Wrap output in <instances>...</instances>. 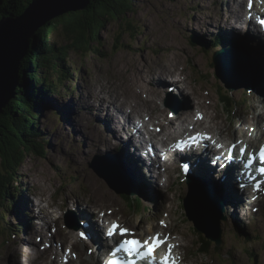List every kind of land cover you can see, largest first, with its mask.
<instances>
[{
    "label": "rangeland",
    "instance_id": "rangeland-1",
    "mask_svg": "<svg viewBox=\"0 0 264 264\" xmlns=\"http://www.w3.org/2000/svg\"><path fill=\"white\" fill-rule=\"evenodd\" d=\"M228 1L230 7L228 5L227 8ZM233 2L235 0H132V12L127 17L133 28L130 30L133 36L124 35L120 40L121 44L118 43L115 40L118 26L115 23H109L105 30L99 33L100 52L73 51L69 53L68 65L71 69V80L64 81L62 86L55 88L51 94H47L43 103L38 105L41 115L37 120V126L41 129L43 138L48 141L46 155L43 158L36 155L26 157L19 169L17 178L24 191L20 201L16 198L19 206L15 203V208H18L19 215L0 212V264L11 263V261L4 262V258H7L5 253L12 249L29 252L28 247H31V253L35 256L34 253L40 251L39 247L41 245L43 247L47 239L43 236L44 241L38 240L40 231L42 235L50 231L54 238L56 234L55 242L58 246H63V250L65 245L58 242L60 240L57 234L58 227L68 233L70 243L74 242L77 239L76 231L65 225L64 215L66 214L69 219L79 217L82 221L85 219L86 222L90 221L89 211L73 206L71 199L73 194H81L85 188L83 196L86 199L99 201L115 209L118 214H113L110 218L127 222L129 227L138 230L142 237L162 231L158 222L166 215H170L168 216L169 219L171 218L169 225L172 226L173 233L179 237L183 236L185 240L180 243L185 244L182 252L189 264H253L254 259L250 257L252 254L258 257V264H264V199L260 203L258 213L241 217L239 211L234 212L232 208L227 207V200L224 198L221 212L224 220L219 224L221 240L219 246H216L214 241L206 235L193 232V223L186 218L184 214L186 211L181 210L182 197L184 193H187L185 189L188 187L185 183L179 182V178L176 177L177 171L171 169L172 165H169V171L165 173L168 183L162 192L152 187L155 191H150L149 200L143 199L148 205L132 200L134 210H130L122 196L115 192V183L120 184V182L113 179L114 172L110 170V165L106 161V159L115 160V165L120 168L119 157H114L119 153L113 150V142L111 144V140H108V147L95 150L96 147L100 148L98 146L101 144L97 135H93V131L96 128L99 134L105 135L104 131L110 127L105 130L102 119L95 121L96 116L90 114L95 112L108 123L110 120L107 115L100 116L102 108L97 105L102 103L107 111L111 109L115 114V111L107 105L116 108V105L113 106L110 102L121 101V94L128 100H131V97L134 98L133 107L127 105L124 109L129 117H131L130 112L132 115L136 113V116L146 113V116L154 120V124L157 122V117L167 121L166 114L170 110L166 107L161 108L163 100H160L164 97L165 91L168 93L172 90L171 93H177L181 90L183 93L179 95V100L173 103L179 109V113L182 111L194 113L197 107L195 104L198 103L200 111L209 116L211 113L216 117L206 118L207 122L203 128L223 131L220 137L224 138L226 145L233 143L232 126L239 123L251 126L253 125L252 111L264 112L262 89L264 84H260V63L261 59L264 60V41L256 37V41L252 39V44L257 45L256 50L248 49V45L245 47V39L242 43L240 42V46L236 45L245 49L244 54L256 69L257 93L252 95V99L250 95H246L244 88H224L214 74L213 53L220 48L223 51L232 49L230 43L229 46H217L219 40L216 41V36L225 34L223 38L230 39L222 28L225 29V26L229 25L228 19L235 16L233 13L236 8L240 10L239 13H243L238 3L233 5ZM229 12H232L231 15ZM55 36L56 33L53 37ZM190 38H195L194 41L199 42V45L192 43ZM204 46L208 49H204ZM225 57L222 56V60L220 58L218 69L224 74L228 73L226 83L234 85L241 77L228 70ZM241 66L245 70L246 65L242 63ZM171 69L183 71L187 79L185 86L189 83L194 89L186 90L179 88L173 81L169 82V79L173 78V75H169ZM249 70H251L250 67L246 70L245 81L254 80L253 71ZM247 73H249V79ZM149 81H152V84L157 83V86L156 84L152 86ZM172 85H175V88ZM141 89L152 92V95L145 99L146 93ZM224 98L230 101V106L229 101L225 102ZM104 101L109 102L104 103ZM59 104L65 106L64 109ZM142 104L145 106L141 107ZM236 104L238 107L232 109ZM66 108L70 111H66ZM99 109L101 111H97ZM150 111L153 113L150 114ZM262 125L264 126V119ZM90 150L93 151L90 152ZM85 157L88 159H84ZM163 169L166 168L163 167ZM123 172L127 177L125 170ZM177 183H180L179 186ZM198 183L206 186L200 181ZM134 185V191L138 196H142L144 191L140 180L136 179ZM134 197L136 196L131 198ZM33 203L35 208L32 206ZM39 203L42 210L37 208ZM75 208L79 209V215ZM58 216L61 217L60 223L59 220L56 221ZM234 218L243 224L244 230L241 234L235 229ZM96 220H98L97 217ZM50 222H55L54 227L50 226ZM38 225H41L40 230L37 228ZM152 226L153 230L150 229ZM28 235H31L29 236L30 244L27 240ZM59 235L63 236L61 233ZM80 242L84 247L83 251H86V247L90 248L88 244L84 246L85 244ZM201 242L208 251L207 255L198 253ZM215 248L220 254L214 251ZM228 249L232 252H227ZM56 250L60 253L63 251ZM42 259L40 258L36 263L43 264ZM25 263L26 261H22L21 264Z\"/></svg>",
    "mask_w": 264,
    "mask_h": 264
},
{
    "label": "trees",
    "instance_id": "trees-1",
    "mask_svg": "<svg viewBox=\"0 0 264 264\" xmlns=\"http://www.w3.org/2000/svg\"><path fill=\"white\" fill-rule=\"evenodd\" d=\"M31 1L0 0V19L19 16ZM131 6L132 0H91L86 8L53 19L30 38L27 54L19 65L16 94L0 113V212L12 213L16 198H23L17 175L24 159L46 155L48 141L37 126L41 115L38 105L64 81L71 80L69 53L100 52L99 33L109 23L118 26L115 36L118 43L124 35L133 36L127 17L132 12ZM122 198L131 209L132 200L127 196ZM236 226L242 233L239 222ZM193 232L198 234L195 229Z\"/></svg>",
    "mask_w": 264,
    "mask_h": 264
},
{
    "label": "bare ground",
    "instance_id": "bare-ground-1",
    "mask_svg": "<svg viewBox=\"0 0 264 264\" xmlns=\"http://www.w3.org/2000/svg\"><path fill=\"white\" fill-rule=\"evenodd\" d=\"M227 3L229 4V7H230V2L228 1ZM237 3H238V6L242 9V12H244V14H249L250 13V12H247L242 7L246 3V0H240V1L235 0V2H233V5H236ZM244 7L246 8V6H244ZM239 12H240V10H237V8H236L234 10L233 15H238ZM241 15H243V13L242 14L239 13V16H241ZM211 26H212V24H211ZM217 28L218 27H216V29ZM209 29H210V27H209ZM224 30H225V33H227V35H229L230 39L229 38L228 39L224 38V40H223V36L225 34H218L217 37L219 39V43H217V46H219V45L228 46L229 43H231V42L234 45L239 44V46H240V42L242 43L243 39H245V44H246V45L244 44L245 47L248 45L247 46L248 49L256 50L257 45L256 44L255 45L252 44V39H254L255 41L257 39L262 41V42L264 41V39L261 38V37H257L256 36L257 39L255 37H253V36L249 37V36H251L249 33H245V34L243 33L242 34L236 27L230 26L228 24L225 26ZM231 31H232V33H234L233 35L231 34ZM231 48H233V47H231ZM233 49L238 51V53L242 56V58H244V62L247 64L248 67H250V69L253 71L254 75L257 77V74L255 73L256 69H254V64L249 60V58L246 55H243V53L241 52L240 49H237V48H233ZM262 58H263V56H262ZM260 66H261V80H260V84L262 85V84H264V60L263 59H261ZM170 74L173 75V78L169 79V82L173 81V82H175L177 84V86L179 88H183V89H186V90L187 89H192V90L194 89V87L190 86L189 83H188L187 86H185V81H187V79L185 78L186 76H185L183 71H181L179 69H171L169 71V75ZM158 75H160V74H158ZM150 76H152L151 73H150ZM159 77H162V76H159ZM240 77H242V76H240ZM174 78H176V80H178V81H176ZM149 83H151L152 86L155 85V84L157 86V83H155V82L152 84V81L151 82L149 81ZM180 83H182V85ZM140 85L144 86L143 84H140ZM256 85H257V82L255 84V88H256ZM172 86L175 88V85H172ZM262 89L264 91V85L262 86ZM141 90H142V92L147 94V95L145 94V99L152 95V92H150V91L147 92L146 90H143V89H141ZM116 93H118V92H116ZM177 93L182 94L183 91L179 90ZM177 93H174V94H177ZM120 96L122 98L121 101L118 100V101H111L110 102L111 105H113V106L116 105V108H113V107H110V106L107 105L108 108H112L113 111H115V114L112 113L111 109H109V111H107V109L105 108V105H103L101 102H98V103H101V104H99L97 106L101 107L102 111H101V109H99L97 111H101L100 116H103V114L107 115L108 119L110 120L108 123L103 118L97 116L95 114V112L90 113V114H92V116H96L95 121H96V119L97 120L102 119L101 121L106 127L105 130L110 127V129L104 131L106 137L102 133L99 134L98 130L96 128L93 131L94 132L93 135L94 136L97 135V139H98V141L101 144L100 146H98L100 148L96 147L95 150L104 149V147H108V145H107V141L108 140H111V144H112V142L114 144L115 143L114 141H116L117 143H120V141H122V137L116 132V129H117L118 123H119L118 122L119 119L124 120L128 125H130V121L128 119L130 117H129V115H127L126 112H124V109H125V107L127 105H132V107H133L132 101L134 100V98L131 97V100H128V98H126L125 96H123L121 94H120ZM110 98H112V96ZM223 100L225 102L229 101L228 99H225V98ZM108 102L104 101V103H108ZM195 105H197V107L195 108L196 111L197 112H202L199 109L200 105H198V103H196ZM228 105L230 106V101H229ZM59 106L62 107L63 109L65 107V106H61L60 104H59ZM143 106H145V105L142 104L141 107H143ZM78 108L81 109V107L79 105H78ZM66 111H70V110L66 108ZM252 112H253V116L251 117V121H253L252 122L253 125L247 126L246 124L244 125L242 123H239V124H234L232 126V128H233V134H234L235 143H238V145H244L245 143H248L250 145V148H257L259 146V140H260V134H261L259 124L264 119V112H262V111H254V110ZM86 113H88V112L86 111ZM151 113H153V111H150V114ZM216 114L218 115V113H216ZM119 115H120V117H119ZM204 116L206 118H210V116L212 118H216V117L212 116L211 113H210V116H209V114H205ZM205 117H201L199 119V118H196V114H194V113H187L185 111H182V112L178 113L177 115H174L173 117H171L167 121L166 120H161L160 117H157V122H155V124H154V120H152V118L150 119L149 116H146V118H145L143 115H141V116L139 115V116H137V119L142 124V128L145 131L147 130L146 133L150 137V140L154 144H158L159 143V144H161L163 146V148H167L166 143L169 141V139L171 138V136L173 135L174 132H176L178 130H185V128L188 127L189 125L202 126L206 122V118ZM217 117H219V116H217ZM153 126L155 128H158V130L157 131L153 130L152 129ZM256 129H258V130H257L256 134H254ZM112 131H114V133ZM208 131H210L211 133H214L213 139H216V136H220L221 134H223V131H217V130H214L213 128H209ZM229 135H231V134L229 133ZM93 138H95V137H93ZM132 138L134 140L137 139L136 129L135 128H134V131H133V134H132ZM102 144H104V146H102ZM108 149H110V147ZM92 151L93 150H90V152H92ZM127 152H128L127 145H124L123 150H120L119 156H120L121 159H123V165H124V168H125L124 170H125V172L127 174L129 173L130 179L136 180L138 178L140 180V183L143 184V185L145 184V186L147 188H149L151 191L152 190L155 191V189H152L153 185H155L156 187L159 186L161 188H163V186H166V185H164V183L167 184L168 183L167 182L168 179L166 178L165 173L166 172L168 173L169 168H170L171 165L174 166L173 163H171V164L167 163L165 165L164 164L162 165L159 162V164H160V167H159L158 162L156 160H153V159L150 160L149 159V165L147 166L146 164H142V162L134 160L131 157V155L128 154ZM203 158H205L204 154H202L200 157L199 156L195 157L194 160H193L194 162H189L188 164H186L185 165V167H186L185 170H186L187 174L191 175L193 178H196L198 181H200L202 184H204L206 186L209 185V184H212L216 191L217 190L220 191V194L222 196V201L223 202H225L224 198H226L227 203H229V205H227V207L230 208V209L232 208L233 211L236 212L237 211V207L234 205L235 204V200H234V198L232 196V192H233L232 190L234 188V177H230L228 174L224 173L222 170H218V169L214 168L211 165L208 166L205 163L201 162ZM84 159H88V157H85ZM176 163H177V166H181L183 168V166H184L183 161H180V160L176 159ZM180 163H181V165H180ZM163 167H165L166 169L164 170ZM171 169H173V168H171ZM223 170H224V168H223ZM176 176L178 178V174L177 173H176ZM143 178L144 179H148V180L150 179V183L149 184L146 183V181ZM155 179H156V181H155ZM165 180H166V182H165ZM179 184L180 183H177L178 186H179ZM185 185L187 187H189L188 182H186ZM155 186H153V188H155ZM89 188H91V187L89 186ZM189 188H191V187H189ZM85 191H86V188H85L84 192ZM186 191L188 193V188L185 189V192ZM84 192L81 193V194L75 193V195L73 194V196L71 197V199L73 201V206L75 205V207H81V208L87 209L89 211V213H90V215L88 216V217H90V221L89 222L88 221L86 222L85 221L86 219L84 221H82L78 217V220L81 222L82 229H83V224H87V225L91 224L93 222V220L96 219V217H97V219L99 218L102 221V216H105L106 212L108 210H114L113 211L114 214L115 215L118 214V213H116L115 209H113L111 207H108V205H105L104 203H101L99 201H94V200H91V199H86L83 196ZM87 194H89V193H87ZM186 194L184 193L182 198H184V196ZM238 194L241 197H243L245 195L244 192L243 193L238 192ZM149 196H151V192L150 191H149L148 195L143 193L141 198L144 199V200H149ZM239 197H238V202L240 201ZM19 201H20V199H19ZM195 202H196V200H195ZM107 203H109L110 205H114L111 202H107ZM32 206L34 207V203H33ZM259 206H260V204H259ZM37 208L41 209L40 203L37 205ZM75 210L78 212V215H79V209L75 208ZM249 210L250 209H245L244 206L240 207V209H239L240 216L241 217L246 216L247 213L249 212ZM228 214H230V213H228ZM227 216L229 218V215H227ZM103 224L104 223L101 222V226H103ZM125 225H126V227L129 226L127 222L125 223ZM101 226H96V227H93L92 225L88 226V230L90 231V233H92L93 236L95 237V239L99 242L98 249H97V251L94 254L93 253H88V251H83L84 247H83V245L81 244L80 241H74V242L70 243V241H68L69 240L68 233H66L61 227H58L57 228L58 229L57 230V234H58V236L60 238V240L58 242H60L61 244L65 245V252L63 250L61 252L62 254H60V252H58L56 249H52V247L43 248L40 251H36L34 253L35 256H33V254L31 253V251H32L31 247H28L29 252H24V251H21V250L15 251V250L12 249V250H10V252L5 253V256L7 258H4V260H5L4 262L11 261V263H9V264H21L22 261H26V263H28V264H37L36 262L40 258H43L42 260L47 262V264H59V260L63 256L66 259V261L62 262L61 264H96V262L99 261L100 257L102 256L103 249L106 246V242H107V240L104 237L101 236ZM150 229L153 230L154 229L153 226ZM171 231L173 232L172 226L169 225V227H168V232L170 234L169 238L172 239V241H175V236L171 233ZM30 233L31 232H29V234ZM59 233H61L63 236L61 237L59 235ZM29 236H31V235L27 236V240H29L28 243L30 244V238L31 237L29 238ZM178 240H179V242L180 241L185 242L183 236L179 237ZM87 242L89 243L90 248H92L91 246H92V243H94V242L93 241H91V243L89 241H87ZM175 242H177V241H175ZM202 244H203V242H201V244L198 246V250H199L198 253H200V252L208 253L206 251V249H205V245L203 246ZM181 245L183 247L182 248V251H183L184 248H185V244L181 243ZM26 246H27V242H26ZM174 251L175 250L173 249L172 252H174ZM226 251L227 252H232V251H230V249H228ZM162 252L163 253L167 252V249H166V251L162 250ZM13 253H15V254H13ZM231 254L234 255V253H231ZM172 255H173V253H172ZM184 258L185 259H182V260L180 258H178V257H177V259H175V258L174 259L177 260V262H178V259H179V260L185 262L186 264H189V262H188L187 258L185 257V255H184ZM253 264H255V263H253ZM257 264H258V262H257Z\"/></svg>",
    "mask_w": 264,
    "mask_h": 264
},
{
    "label": "water",
    "instance_id": "water-1",
    "mask_svg": "<svg viewBox=\"0 0 264 264\" xmlns=\"http://www.w3.org/2000/svg\"><path fill=\"white\" fill-rule=\"evenodd\" d=\"M90 1L91 0H32L19 16L14 18L3 17L0 19V113L16 94L15 90L19 81V65L27 54L30 44L29 40L33 34L36 33L39 28L46 26L51 20L63 14L86 8ZM191 38L190 41H192V43L199 45V42L194 41L195 38ZM203 48L206 50L208 49L207 46ZM232 49L225 50L227 52L220 49L213 53L212 64L214 65V74L224 88H244L246 90V95H250L252 99L250 90L254 88V80L245 81V79H243L246 77L248 66L238 51L235 49L232 51ZM222 56H226L225 61L226 65L229 67L228 70L232 71V74H236L239 77L242 76L234 85L227 84L226 78L228 77V73L224 74L218 69ZM242 63L246 65L245 70L242 69ZM247 75L249 79V73H247ZM166 105L171 110L177 112L178 109L174 108L169 103L166 102ZM106 161L110 165V170L112 169L114 172L115 177L113 179L120 182V184L115 183V192L120 196H135L136 192L130 185L129 179L122 169L120 170L121 166L119 168L115 165V160L106 159ZM187 182L191 188L188 187V194L182 198V205L186 211V216L188 220L193 222V226L197 232L206 235L207 238L215 241L219 246V224L224 220L221 215L222 201L216 197V190L212 184L202 186L192 177H189ZM253 259L254 263L257 264L258 257L255 256Z\"/></svg>",
    "mask_w": 264,
    "mask_h": 264
},
{
    "label": "snow or ice",
    "instance_id": "snow-or-ice-1",
    "mask_svg": "<svg viewBox=\"0 0 264 264\" xmlns=\"http://www.w3.org/2000/svg\"><path fill=\"white\" fill-rule=\"evenodd\" d=\"M258 23H260V25L264 27V19L259 20ZM240 151L241 153H243L244 149H241ZM259 155L261 162L264 163V146L261 147ZM231 158L232 157L230 152L228 159ZM258 171L262 175H264V167L259 168ZM258 189L259 185H257V190ZM161 224L163 225V221H161ZM117 230H119V235L122 237L128 234L129 232L127 228L120 226L114 222L112 226L108 229V236H113L114 234H116ZM81 236L83 237V233H81ZM167 240L168 237L162 236L160 233H157L156 235L144 240L143 242H141L139 239H124L119 242L118 247L115 249V251H120L123 249L139 254L141 247H144L147 249V251L144 253V256L154 259V253L156 252V250L159 249L161 246L167 244L168 250L161 258L160 264H175V259L172 256V249L174 245L167 243ZM107 264H118V262L114 260H109Z\"/></svg>",
    "mask_w": 264,
    "mask_h": 264
}]
</instances>
